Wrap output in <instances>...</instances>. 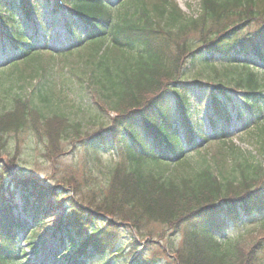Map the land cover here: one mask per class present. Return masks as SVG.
I'll use <instances>...</instances> for the list:
<instances>
[{"label":"trees","instance_id":"trees-1","mask_svg":"<svg viewBox=\"0 0 264 264\" xmlns=\"http://www.w3.org/2000/svg\"><path fill=\"white\" fill-rule=\"evenodd\" d=\"M39 1L0 0V173L26 135L51 162L66 141L119 160L86 190L65 179L74 195L33 173L0 184V264H264V233L243 237L264 230V0L189 13L176 0H50L69 35L58 48L38 40ZM213 63L245 70L236 99L189 69ZM204 85L209 132L189 102ZM234 121L249 150L232 144Z\"/></svg>","mask_w":264,"mask_h":264},{"label":"rangeland","instance_id":"rangeland-1","mask_svg":"<svg viewBox=\"0 0 264 264\" xmlns=\"http://www.w3.org/2000/svg\"><path fill=\"white\" fill-rule=\"evenodd\" d=\"M147 1V0H146ZM179 4L180 8H182L186 13L193 12L197 5V0H176ZM148 4L156 3V0H148ZM189 4V7L186 5ZM38 10L43 12L42 20L44 21L47 31H44L43 28H40L37 35L38 40L40 41L42 37L40 35H45L46 39H44L45 43L48 46H55L58 48V45H62L63 43L69 40V35L66 33L63 25L61 24L60 19H57L55 16H52L50 13L51 3L50 0H40L35 3ZM35 15H32L34 19ZM46 33V34H44ZM2 38L0 31V46H1ZM4 54L2 49H0V61H2ZM212 61H221L217 57L212 58ZM189 69L196 70L198 73L197 78L200 80H207L212 83H226L232 87V89L238 90L239 87H236V80L244 79L246 77L245 70H241L238 67H233L226 69V67L219 64H209L207 66L196 67L191 66ZM261 76L264 75L260 74ZM258 74V76H260ZM207 89L208 87L204 85L202 88L197 89L194 88L191 91V98L189 100L193 115H195L194 119L197 124L204 126V132H209L210 128H205L206 117H207ZM238 96L237 91L233 93V97L236 99ZM5 100V99H4ZM4 102V101H3ZM5 103V102H4ZM0 104H2V100H0ZM81 115V112L77 114ZM230 134H232L231 142L233 145L240 147L244 150H249L252 147L251 139L245 137L237 136V131L242 129V123L239 121H234L230 126ZM22 149L21 153L18 154V157L15 158V168H10L9 171L12 175L23 176L28 173H33L35 177L38 178V181L44 185L49 187L60 186L63 188V193L66 195H74L75 190L72 184H77L78 187L86 190L85 188L90 185V181L93 180V177H97V182L100 183L104 181L108 177V168L115 163H118L117 152L110 151L107 153H102L99 155L98 159H92L89 156H85L84 152H80L75 149L76 143L72 141H66L65 143V151L63 154L57 158L55 161H49L45 158L41 153L42 146L40 143H37L35 140L28 137V135L24 136L22 142L19 143ZM211 146V145H210ZM230 159L224 160V166L227 167ZM12 175L8 173H0V184L2 188L8 186L11 182ZM92 175V177H91ZM71 180L72 184H67L63 182L65 179ZM77 187V189H78ZM46 227V226H44ZM235 229V228H234ZM126 233V231H124ZM233 232L232 229H229L227 233ZM40 233L48 234L44 232V229H40ZM264 233L263 231H259L254 229L250 232V234L244 235V239L253 240V238ZM23 246V243H21ZM174 244L179 249L184 248L182 244V240L178 238V240L174 241ZM178 249V248H177ZM27 251V249H26ZM28 253V251H27Z\"/></svg>","mask_w":264,"mask_h":264}]
</instances>
